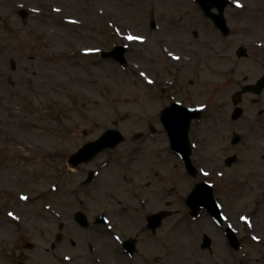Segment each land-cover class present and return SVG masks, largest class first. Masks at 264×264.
Returning <instances> with one entry per match:
<instances>
[{
  "label": "rangeland",
  "instance_id": "374dc122",
  "mask_svg": "<svg viewBox=\"0 0 264 264\" xmlns=\"http://www.w3.org/2000/svg\"><path fill=\"white\" fill-rule=\"evenodd\" d=\"M104 1L0 0V264H58L45 250L54 240L59 219L72 222L82 203L90 208V217L105 208L134 204L137 180L127 171L128 160H117L87 186L82 185L85 167L71 170L66 160L78 146L97 138L114 122L127 138L112 152L115 156L133 153L136 140L132 136L146 123L158 126L156 119L139 113L138 96L147 89L137 77L135 57L139 53L148 58L152 51L160 59L158 67L145 66L159 77L182 81L192 75V63L183 69L181 63L169 66L163 62L158 49L162 40L149 31L148 21L138 13V9L144 12L149 7L140 8L133 0H108L109 34L105 37L106 22L98 11ZM20 9L27 13L24 19ZM173 13L178 32L168 37L167 45L172 50L196 52L199 39L184 30L183 0H175ZM129 36L145 37L147 42L139 44ZM115 45L129 48L126 69L90 53ZM10 59L14 60V72L10 71ZM37 70L44 72V77L35 75L32 83L22 79L25 72ZM201 121L190 131L193 140L199 139L194 152L200 155V167L206 175H233L235 169H226L223 163L231 154L229 139L221 140L212 118ZM164 144L161 134L154 147L163 159L156 161L153 184L186 174L165 152ZM259 188L261 184L236 198L234 226L239 250H231L223 237L215 239L210 250H202L200 236L195 234L179 244L171 243L173 257L168 263L264 264V197ZM222 200L230 215L228 203ZM56 207L59 213H55ZM161 254L158 246L153 257L162 260Z\"/></svg>",
  "mask_w": 264,
  "mask_h": 264
},
{
  "label": "flooded vegetation",
  "instance_id": "af4514ba",
  "mask_svg": "<svg viewBox=\"0 0 264 264\" xmlns=\"http://www.w3.org/2000/svg\"><path fill=\"white\" fill-rule=\"evenodd\" d=\"M133 1L140 8L149 7L144 12L138 9V13L148 21L149 31L162 40L158 42V49L163 62L169 66L181 63L183 69L192 63V75L182 81L175 77L162 78L145 69V66L153 69L160 65V59L152 51L147 54L148 58H142L141 53L135 57L137 77L147 88L144 95L138 96L139 113L156 119L158 126L146 123L144 129L135 133L137 139L132 144V154L115 156L112 153L115 149L107 150L76 170L85 167L82 173L85 179L91 175L92 183L117 160H128L127 171L133 172L137 180L133 184L136 199L132 206L105 208L92 217L88 214L90 208L82 203L83 206L75 210L72 222L59 219L54 240L49 250H45L58 264H170L171 243L179 244L195 234L200 236L201 243L206 236L211 245L222 237L226 242L225 228L207 211L201 210L196 217L190 214L187 199L197 183L211 184L225 225L230 226L237 238L236 198L258 184H261L259 189L264 197V0H183L184 30L187 35L199 39L196 52L172 50L167 45L168 37L178 32L174 28L175 0ZM104 2L98 11L106 22L104 36L108 37L110 9L108 0ZM142 38L139 44L147 42ZM90 53L99 56L98 50ZM11 60L9 67L14 72ZM185 71L188 74V70ZM24 74L22 79L28 83L34 81L35 75L44 77L40 70ZM7 81L12 88L13 81L9 82V77ZM143 97L146 99L141 100ZM164 116L181 118V121L194 116L187 138L191 142L195 175L187 173L182 157L173 151V146L184 151L189 143L186 145L182 134H169L162 121ZM205 117L213 119L221 140L230 141L231 154L224 157L223 163L226 169H235L233 175L217 172L206 175L200 167V155L194 152L199 139L193 140L190 131L193 126L201 125ZM161 134L164 135L165 152L176 159L186 174L161 178L163 180L153 184L151 179L157 176L156 161L158 157L163 159L154 147ZM201 135H198L200 141L203 140ZM228 158L232 163L226 166ZM83 181L82 185L87 186ZM222 197L224 204L227 202L230 207V215L223 208ZM54 211L59 213V207ZM78 213L87 221L78 222L75 217ZM158 246L162 248V260L153 257Z\"/></svg>",
  "mask_w": 264,
  "mask_h": 264
},
{
  "label": "water",
  "instance_id": "95a60500",
  "mask_svg": "<svg viewBox=\"0 0 264 264\" xmlns=\"http://www.w3.org/2000/svg\"><path fill=\"white\" fill-rule=\"evenodd\" d=\"M20 15L22 16V18H24L25 12H21ZM113 50V53L119 51V54H122L124 48L115 47ZM191 118L192 116L185 117L183 121H181V118H168L164 116L162 118V121L169 134L175 136L182 134L183 136H186L189 121L191 120ZM123 140L124 137L117 130L109 129L98 140L84 144L81 148L78 149L76 153L71 154L68 157L67 164L70 168H75L77 167V165L83 162L91 161L100 152L115 147L118 143L122 142ZM173 143L175 144L176 140H173ZM178 151L182 152L181 149H178ZM207 186L208 185L206 184L197 185V187L190 195L191 202L189 203V205L191 209L196 212L199 211L201 208H206L207 210L211 211L214 216L217 217L218 213L215 211L211 191L207 188ZM194 198L200 199L198 200L199 203L194 202ZM77 218L79 219V221L82 220V217L80 215L77 216ZM229 243L234 249L238 248V244L235 241V237L230 234ZM207 247H209V241H206V243L202 245V248Z\"/></svg>",
  "mask_w": 264,
  "mask_h": 264
},
{
  "label": "snow or ice",
  "instance_id": "6c2138e0",
  "mask_svg": "<svg viewBox=\"0 0 264 264\" xmlns=\"http://www.w3.org/2000/svg\"><path fill=\"white\" fill-rule=\"evenodd\" d=\"M240 6H241V5L237 4V7H240ZM128 39H129V40H132V39H139V38H138V37H132V36H129ZM10 215H11V213H10Z\"/></svg>",
  "mask_w": 264,
  "mask_h": 264
}]
</instances>
